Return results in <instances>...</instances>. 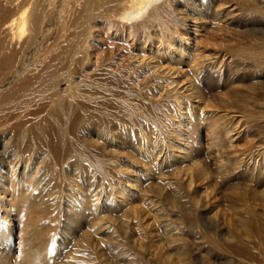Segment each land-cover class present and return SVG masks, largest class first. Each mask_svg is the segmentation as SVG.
<instances>
[{
  "label": "rangeland",
  "instance_id": "obj_1",
  "mask_svg": "<svg viewBox=\"0 0 264 264\" xmlns=\"http://www.w3.org/2000/svg\"><path fill=\"white\" fill-rule=\"evenodd\" d=\"M46 1L37 34L9 43L1 25L17 1L0 0V264H264V19L254 0L204 5L220 30L209 23L191 44L207 43L198 47L218 56L217 72L174 83L179 92L193 80L204 99L190 100L201 115L193 127L171 76L149 68L170 69L172 56L148 43L173 26L190 32L188 3L200 0L178 3L184 26L150 24L152 39L132 23L106 28L90 5ZM221 3L231 13L219 18ZM59 50L54 81L28 88Z\"/></svg>",
  "mask_w": 264,
  "mask_h": 264
},
{
  "label": "bare ground",
  "instance_id": "obj_2",
  "mask_svg": "<svg viewBox=\"0 0 264 264\" xmlns=\"http://www.w3.org/2000/svg\"><path fill=\"white\" fill-rule=\"evenodd\" d=\"M17 2L13 5V9L10 11V13L8 15H6V17H4V21L2 22V30L3 32L5 33V35L7 36V38L9 39V43L17 38H21L23 36H27V39H30L31 37H34L37 32L39 31V17H40V12H41V4L39 3V0H16ZM44 1V0H43ZM46 1V0H45ZM180 1L182 0H74L73 3H75V6L74 7H78V8H81L83 7V5H90L91 9H92V17H104V23L106 25V28H111V27H117V29H122V27H126L129 25V27H131V25H135L136 26V30H138V28H142L144 29V31L146 32L147 31V36L148 38L150 39V29L151 27L149 26L150 24L156 22L157 20H159V23H161V19L162 17H166L167 18H174L175 20H177V23H180L182 24L183 26L186 25V21L185 19H188V14L187 15H183L182 17H179L177 15L174 14V12L177 11L178 9V3H180ZM183 1H190V0H183ZM12 1H6L5 2V6L10 4ZM47 2V1H46ZM56 2V1H55ZM263 2V1H262ZM262 2H260L259 0H254L253 1V4H251L252 8L251 10L253 12H255L258 17H261L259 19H264V4H262ZM8 3V4H7ZM187 3V2H186ZM198 3L200 4H195V3H192L189 2L188 3V6H191V9L192 11L196 14V18H190L189 22L191 23V27H190V32L186 33L187 29L185 32H182L183 30H179L175 27H174V31L173 33L171 34V36L169 37L168 35V38L167 39H159L160 41H163V42H150L148 43V46H149V50L150 53H157L160 51L161 48H164V50H162L164 52V54H167L168 56H172L171 58V65L172 67H170V69H167V67H163L161 65V69H159L160 65L158 66V69L155 70V67H156V63H152V65L149 66V68L151 70H153V73L156 74V75H169L171 76L170 79H171V82L168 84V85H175L178 84L180 81V79L185 76V73H188V72H192V76L194 79H197L198 77H202L203 74H205V71L208 70L210 73H216L217 69H215L216 67V60L218 59V56L216 55L215 56V60L212 61L213 59L212 58H207V54L204 53V49L202 47V49H200L198 47V45H200L201 43L203 44V42L199 43L197 42V44H191V40L192 41H195L197 40L198 38V34L200 33H206V28H207V25L209 23H207V20H208V17L209 15L205 12V8L206 6L205 3H209L208 0H200V2L198 1ZM52 4V3H51ZM72 4V3H71ZM213 4V3H212ZM218 4V3H217ZM225 4V3H224ZM4 5V4H3ZM85 5V6H86ZM214 5V4H213ZM67 6V5H66ZM70 6V5H69ZM185 7H187L186 5H184ZM203 6L204 7V10L202 11H198L197 9H199V7ZM215 6V5H214ZM218 6H223V3H221V5H218ZM217 6V7H218ZM228 5H226L227 7ZM2 7V6H1ZM63 7V6H62ZM65 7V6H64ZM89 7V8H90ZM224 7V6H223ZM71 8V7H70ZM46 9V8H45ZM201 9V8H200ZM51 10V9H50ZM185 10V9H184ZM188 10V9H187ZM207 10V9H206ZM231 10V9H230ZM58 11V10H57ZM80 11V10H79ZM67 12V11H66ZM212 12V11H210ZM209 12V13H210ZM215 14L221 18V17H225V16H228L230 15V11H228L227 8H215ZM75 13V11H74ZM185 13V12H184ZM183 13V14H184ZM1 14V13H0ZM52 14V13H51ZM91 14H90V18H91ZM193 15V14H192ZM175 16V17H174ZM212 16V15H210ZM42 17V16H41ZM187 17V18H186ZM213 17V16H212ZM45 18V17H44ZM49 18V17H48ZM72 18V17H71ZM98 18V19H99ZM169 18V20H170ZM172 18V19H173ZM59 19V18H58ZM173 19V20H174ZM93 20V19H92ZM102 20V19H101ZM212 20V19H211ZM221 20V19H220ZM84 21V20H82ZM89 21V20H87ZM99 21V20H98ZM258 21V19H256V22ZM97 23V20L94 21ZM60 23V22H59ZM85 23V22H83ZM132 23V24H131ZM171 23V25H173L174 23L173 22H169ZM221 23V22H220ZM94 24V23H93ZM91 23V25H93ZM162 24V23H161ZM218 24V23H217ZM101 25V24H100ZM181 26V25H180ZM189 26V25H187ZM64 27V26H63ZM92 27V26H91ZM162 27V26H161ZM220 27V26H219ZM219 27H217L216 25H211L210 26V30L211 31H208V33L210 32H214L215 30L214 29H217V30H220ZM259 30L258 32L259 33H262L263 35V43H264V22L262 23V26H259ZM93 28V27H92ZM186 28V26H185ZM188 28V27H187ZM209 28V27H208ZM41 29V28H40ZM116 29V28H115ZM128 29V28H126ZM184 29V27L182 28ZM92 30V29H91ZM114 30V28L112 29ZM153 30V29H152ZM151 30V31H152ZM155 30V29H154ZM161 30V28H160ZM164 30V29H163ZM185 30V29H184ZM208 30V29H207ZM117 31V30H116ZM142 32H144L143 30H141ZM149 31V32H148ZM165 31V30H164ZM109 32V31H108ZM121 32V31H120ZM126 32V31H125ZM129 32V31H128ZM131 32V31H130ZM155 32V31H154ZM217 34H218V31H216ZM222 32V30H221ZM123 33V32H122ZM137 33V32H136ZM152 33V32H151ZM157 33V32H156ZM160 33V32H159ZM166 33V32H165ZM169 33V32H168ZM167 33V34H168ZM91 34V33H90ZM130 34V33H129ZM162 34V33H161ZM160 34V36H161ZM166 34V35H167ZM193 34V35H192ZM4 35V36H5ZM152 35V34H151ZM163 35V34H162ZM206 36V34H204ZM259 35V34H258ZM122 36H124L122 34ZM142 36V35H141ZM155 35H153L154 37ZM209 34L207 35L206 38H209ZM129 37V36H128ZM159 37V35L157 36ZM160 38V37H159ZM129 39V38H128ZM133 39V38H132ZM152 39V38H151ZM140 40V39H139ZM154 40V39H153ZM152 40V41H153ZM146 41V40H145ZM203 41V40H202ZM3 42V41H2ZM149 42V41H148ZM195 42V43H196ZM207 42V41H206ZM6 43V42H5ZM18 43V42H17ZM142 43H143V40H142ZM147 43V42H146ZM155 43V46H153ZM194 43V42H193ZM209 43V42H208ZM175 44H177L178 46H175ZM201 44V45H202ZM207 44V43H206ZM206 44H203L204 46ZM214 44V42H213ZM2 45V44H1ZM4 45V44H3ZM11 45V44H9ZM8 45V46H9ZM15 45V44H14ZM145 45V44H144ZM216 45V43H215ZM13 46V45H12ZM212 46V45H211ZM1 47V46H0ZM146 47V46H145ZM209 47V46H208ZM207 47V48H208ZM7 48V47H6ZM11 48V47H10ZM15 48V47H14ZM59 48V47H57ZM194 48V49H192ZM213 48V47H212ZM19 49V48H18ZM120 49V48H119ZM123 49V48H122ZM8 50V49H6ZM55 50V49H54ZM199 50V52H198ZM219 50V49H217ZM3 51V50H2ZM5 51V50H4ZM15 51V50H14ZM13 51V52H14ZM60 51V50H59ZM161 51V53H162ZM214 51V49H213ZM139 52V51H138ZM198 52V53H197ZM56 54V52H54ZM53 53V54H54ZM93 53V52H92ZM174 53V54H173ZM9 54V53H8ZM54 54V55H55ZM111 54V53H110ZM145 54V53H144ZM143 54V55H144ZM163 54V53H162ZM173 54V55H172ZM217 54V53H216ZM259 54V53H258ZM142 55V56H143ZM160 55V54H159ZM260 55V54H259ZM63 56V53H61V51L52 59L51 61H49V63L45 66V67H41L42 68V73L40 74V77L39 79L37 80V82L35 83L36 85L33 86L32 83H29V87H41V88H45L47 86H49L51 84V82L54 81V79L56 78L58 72L56 71V69H53L52 70V66L59 63V58H61ZM48 57V55H46V58ZM53 57V56H52ZM125 57V56H123ZM162 57V56H161ZM217 57V58H216ZM253 57V56H252ZM262 57V56H261ZM3 58V57H2ZM47 58V59H49ZM83 58V57H82ZM155 58V57H154ZM263 58V57H262ZM261 61H259L257 63V67H259L260 65L261 66H264V59ZM1 59V58H0ZM13 59V58H12ZM44 59V57H43ZM99 59V58H98ZM173 59V60H172ZM255 59V58H254ZM88 60V57L87 59ZM6 61V60H5ZM131 61V60H130ZM134 61V60H133ZM155 61V60H154ZM160 61V60H159ZM165 61V60H164ZM255 61V60H254ZM11 62V61H10ZM41 62V61H40ZM48 62V61H47ZM257 62V61H256ZM13 63V62H12ZM11 63V64H12ZM121 63V62H120ZM135 63V62H134ZM151 63V62H150ZM220 63V62H219ZM8 64V63H7ZM42 64V63H40ZM129 64V63H128ZM132 64V63H130ZM254 64V63H253ZM256 64V63H255ZM104 65V64H103ZM10 66V65H9ZM175 66V67H173ZM183 66H185L186 68L183 69ZM15 67V65L13 66ZM12 67V68H13ZM39 67V66H38ZM115 68V67H114ZM128 68H130L128 66ZM164 68V69H163ZM262 68V67H261ZM264 68V67H263ZM11 69V68H10ZM118 69V68H117ZM116 70V69H115ZM246 70V69H245ZM249 70V69H248ZM31 71V70H29ZM102 71V70H101ZM127 71V70H126ZM133 71V70H132ZM206 71V72H208ZM264 71V70H263ZM39 72V71H38ZM123 72V71H122ZM145 72V71H144ZM221 70H220V74H221ZM37 73V72H36ZM126 73V72H125ZM128 73V72H127ZM122 74V73H121ZM141 74V73H140ZM34 75V74H33ZM39 75V74H38ZM133 75V74H132ZM188 75V74H187ZM255 75V74H253ZM36 76V74H35ZM98 76V75H97ZM111 76V74H110ZM134 76V75H133ZM144 76V75H143ZM149 76V75H148ZM222 76V75H221ZM219 77V76H218ZM38 78V77H37ZM133 78V77H132ZM141 78V77H140ZM147 78V77H146ZM91 79V78H90ZM135 79V78H134ZM168 79V78H167ZM151 80V79H150ZM190 80V79H189ZM192 80V79H191ZM25 81V80H24ZM33 81V80H32ZM100 81V80H99ZM103 81V80H102ZM118 81V80H117ZM126 81V80H125ZM128 81V80H127ZM135 81H138V80H135ZM145 81V80H144ZM188 81V80H187ZM193 81V80H192ZM192 81L189 83H186L185 86L183 85V87H181L180 89H182L181 91L178 92V85L177 87L174 85V87L172 86L170 88L171 91H173L172 93H170L172 96V100L175 102L174 104H176L177 107H183V106H187V110H186V115L188 116V119H187V125H190V126H194V123H196V119H201V115H195L193 116L194 112L193 110L189 109L190 105H191V99H194V98H197V101L196 102H201L202 101V104H203V101L204 99L201 98L202 96L200 94L196 95V93L194 92V88L192 87L193 85L191 84ZM21 82V81H20ZM17 83L16 86L13 88V90L11 91H7V93H5L3 95V97L6 95H10V96H13L15 93L18 92V89L21 88L20 84L22 83ZM182 82V81H181ZM195 82V81H194ZM253 82V81H252ZM98 83V82H97ZM137 82H135L136 84ZM25 84V83H24ZM146 84V83H145ZM144 84V85H145ZM193 84H196V83H193ZM261 84V83H260ZM134 85V84H133ZM142 85V84H141ZM167 85V84H166ZM263 85V84H261ZM131 86V84H130ZM135 86V85H134ZM151 86V85H150ZM165 86V85H164ZM197 86V85H195ZM137 87V86H136ZM147 87V86H146ZM145 87V88H146ZM264 87V86H263ZM262 87V89H264ZM151 88V87H150ZM166 88V86H165ZM197 88V87H196ZM199 88V86H198ZM197 88V89H198ZM167 89V88H166ZM201 89V88H199ZM203 89V88H202ZM15 91V92H14ZM127 91V90H126ZM146 91V90H145ZM149 91V90H147ZM155 91V90H154ZM263 91V90H262ZM200 92V91H199ZM264 92V91H263ZM175 93V94H174ZM196 95V96H195ZM5 96V97H6ZM182 96V98L180 97ZM194 96V97H193ZM262 97V96H261ZM160 99V98H159ZM171 100V101H172ZM195 100V99H194ZM201 100V101H200ZM167 101V100H166ZM165 101V102H166ZM172 101V102H173ZM236 101V100H235ZM162 102V101H161ZM195 102V101H194ZM211 102V101H210ZM58 103V102H57ZM189 103V105H188ZM193 103V102H192ZM207 101L204 103V107H206ZM235 104V103H234ZM59 110L61 109V107H65L63 106L64 103L61 101L59 102ZM211 105V104H210ZM230 105V104H229ZM183 107V108H185ZM189 107V108H188ZM64 109V108H63ZM61 109V110H63ZM179 109V108H178ZM60 110V112H61ZM196 110V109H195ZM65 111V110H64ZM181 111V110H180ZM220 111V110H219ZM56 112V111H55ZM231 112V111H230ZM200 113V112H199ZM223 114V113H222ZM185 115V114H183ZM181 116V115H180ZM234 116V115H233ZM212 117V116H211ZM64 119V118H63ZM186 119V118H185ZM216 119V118H215ZM214 117H213V121L215 120ZM235 120V119H234ZM215 121H218L215 120ZM214 121V122H215ZM181 122V120H180ZM230 124V123H229ZM215 125V124H214ZM217 125V124H216ZM243 125V124H242ZM230 126V125H229ZM214 127V126H213ZM238 127V126H237ZM243 127V126H242ZM225 129V128H224ZM208 130V129H207ZM230 130V131H229ZM228 132H232V129L230 128H226L225 130V135L227 136L228 135ZM237 131V130H236ZM191 135V132L188 131L187 135ZM231 135V134H230ZM228 135L227 136V139L228 138H231L232 136ZM239 135V134H238ZM46 140V139H45ZM187 140V139H186ZM234 140V138H233ZM232 140V142H233ZM215 143V142H214ZM213 144V143H212ZM46 145V144H45ZM47 146V145H46ZM193 146V145H192ZM213 146V145H212ZM215 146V145H214ZM185 149V148H184ZM232 153V152H231ZM238 158V157H237ZM154 161H156V159H154ZM158 161V160H157ZM156 163V162H155ZM231 166V165H230ZM238 167V166H237ZM16 183V182H15ZM21 188V187H19ZM34 189V188H33ZM124 189V188H123ZM124 192V190H123ZM1 206V205H0ZM6 210V209H5ZM8 214V213H7ZM6 215V214H5ZM92 222V221H91ZM9 230V229H8ZM3 240V239H2ZM7 244V243H6ZM262 255H263V260H264V247H263V250H262Z\"/></svg>",
  "mask_w": 264,
  "mask_h": 264
}]
</instances>
